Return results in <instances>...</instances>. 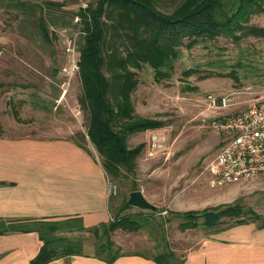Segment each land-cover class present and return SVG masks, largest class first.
<instances>
[{
  "label": "rangeland",
  "instance_id": "374dc122",
  "mask_svg": "<svg viewBox=\"0 0 264 264\" xmlns=\"http://www.w3.org/2000/svg\"><path fill=\"white\" fill-rule=\"evenodd\" d=\"M96 1L0 0V133L70 136L80 143L88 139L80 136L88 117L80 100L77 41L79 10ZM176 2L158 0L157 7L170 11ZM72 49L78 69L68 72L62 67L68 66ZM131 68L137 78L131 92L133 113L158 124L127 135L129 146L144 145L134 173L111 179L117 184L111 195L112 216L136 212L138 207L123 204L129 191L141 189L156 206L165 207L160 214L150 213V220L153 225L157 220L168 224L170 241L160 238L157 226L152 230L146 225L137 232L110 233L114 248L151 255L173 247L177 256L183 255L206 232L180 230L175 210L238 201L259 212L257 222H262L264 174L218 184L207 163L222 142L223 133L215 124L264 95V0L234 34L184 37L166 77L156 78L147 63ZM152 132L159 137L154 150L149 145ZM98 232L103 234L101 228ZM92 233L83 230L70 236L83 241L90 252L86 243L96 240Z\"/></svg>",
  "mask_w": 264,
  "mask_h": 264
},
{
  "label": "trees",
  "instance_id": "16d2710c",
  "mask_svg": "<svg viewBox=\"0 0 264 264\" xmlns=\"http://www.w3.org/2000/svg\"><path fill=\"white\" fill-rule=\"evenodd\" d=\"M157 1L97 0L94 6L90 4L79 10L82 22L77 41L80 100L88 117L86 132L80 136L85 140L87 135V140L94 145L110 179L135 171L136 157L144 143L129 146L127 135L158 124L133 113L131 92L137 78L131 67L147 63L152 66L156 78L166 77L184 37L195 40L234 34L241 28L242 20L245 21L259 4V0H177L170 11H164L157 7ZM124 206L133 205L125 199ZM163 209L156 206L151 210L138 208L136 212L117 213L107 222L90 228L83 225L80 217L71 216L12 221L7 229L38 234L42 244L29 264H46L57 258L81 254L83 241L72 238L70 233L83 230L93 232L96 238L94 254L111 263L122 255L110 238V233L117 229L137 232L146 225L152 230L157 226L160 238L168 243L166 222L157 220L153 225L150 220ZM174 212L179 229H203L207 235L262 217L238 201ZM258 226H264V220ZM100 228L105 236L103 239L98 232ZM149 256L158 264L182 262L170 248Z\"/></svg>",
  "mask_w": 264,
  "mask_h": 264
},
{
  "label": "crops",
  "instance_id": "0c3cea01",
  "mask_svg": "<svg viewBox=\"0 0 264 264\" xmlns=\"http://www.w3.org/2000/svg\"><path fill=\"white\" fill-rule=\"evenodd\" d=\"M107 179L89 141L0 133V264H29L42 244L35 231L7 229L12 221L78 216L86 228L107 222L112 217ZM258 224L248 221L206 234L177 256L180 264H264V226ZM165 228L169 242L168 224ZM93 243H86L90 252L82 244L81 254L46 264H158L137 252L122 253L107 263L94 254Z\"/></svg>",
  "mask_w": 264,
  "mask_h": 264
},
{
  "label": "built area",
  "instance_id": "2783aa9c",
  "mask_svg": "<svg viewBox=\"0 0 264 264\" xmlns=\"http://www.w3.org/2000/svg\"><path fill=\"white\" fill-rule=\"evenodd\" d=\"M67 49H71V44ZM72 51H69L68 66L62 67L68 72L78 69ZM215 126L223 137L207 163V169L216 176L218 184L239 182L264 174V95L255 98L238 112L223 117ZM149 145L153 150L159 145L157 133H150ZM116 191L117 184L107 179V194L110 196Z\"/></svg>",
  "mask_w": 264,
  "mask_h": 264
},
{
  "label": "water",
  "instance_id": "95a60500",
  "mask_svg": "<svg viewBox=\"0 0 264 264\" xmlns=\"http://www.w3.org/2000/svg\"><path fill=\"white\" fill-rule=\"evenodd\" d=\"M128 202L142 209H155L156 205L151 202L143 193L141 189H133L129 191Z\"/></svg>",
  "mask_w": 264,
  "mask_h": 264
}]
</instances>
